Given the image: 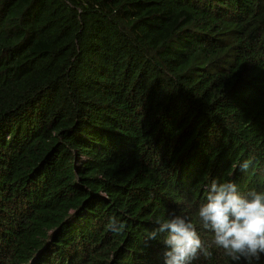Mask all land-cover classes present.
Instances as JSON below:
<instances>
[{
    "label": "trees",
    "instance_id": "1",
    "mask_svg": "<svg viewBox=\"0 0 264 264\" xmlns=\"http://www.w3.org/2000/svg\"><path fill=\"white\" fill-rule=\"evenodd\" d=\"M213 181L264 192V0H0V264H164L173 212L234 264Z\"/></svg>",
    "mask_w": 264,
    "mask_h": 264
},
{
    "label": "clouds",
    "instance_id": "2",
    "mask_svg": "<svg viewBox=\"0 0 264 264\" xmlns=\"http://www.w3.org/2000/svg\"><path fill=\"white\" fill-rule=\"evenodd\" d=\"M250 161L239 167L247 171ZM198 220L213 234V243L223 249L234 264H259L264 256V192L250 191L242 195L234 182L213 181L207 187L205 202L198 209ZM157 227L148 233L147 240L164 233V264H192L205 252L196 226L189 218L170 213L168 218H156ZM124 225L114 218L109 228L119 233Z\"/></svg>",
    "mask_w": 264,
    "mask_h": 264
}]
</instances>
